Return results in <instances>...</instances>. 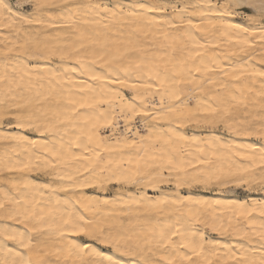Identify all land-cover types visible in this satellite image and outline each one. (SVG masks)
<instances>
[{
  "label": "bare ground",
  "instance_id": "bare-ground-1",
  "mask_svg": "<svg viewBox=\"0 0 264 264\" xmlns=\"http://www.w3.org/2000/svg\"><path fill=\"white\" fill-rule=\"evenodd\" d=\"M8 3L0 264H264L262 0Z\"/></svg>",
  "mask_w": 264,
  "mask_h": 264
},
{
  "label": "rangeland",
  "instance_id": "rangeland-1",
  "mask_svg": "<svg viewBox=\"0 0 264 264\" xmlns=\"http://www.w3.org/2000/svg\"><path fill=\"white\" fill-rule=\"evenodd\" d=\"M13 1V0H12ZM125 95L127 96V97H129L130 96V94L129 93H127V92H125ZM139 121H138V119H136L135 120V124H136V126H138L139 124ZM3 124H5L4 126L6 127V126H9V124H10V122L9 121H5ZM193 128V126H189V127H187V131H191V129ZM217 129H215L217 132H219V133H224V131L222 130V127L221 126H218V127H216ZM105 133H107L108 132V130H106V131H104ZM194 186H196V187H194ZM163 188H170L171 186L169 185V184H167L166 186L165 185H163L162 186ZM197 187H199V188H197ZM196 188V189H195ZM113 189L115 190V188L114 187H111V189H110V191H109V193L110 192H113ZM192 189L194 190V191H198V192H201L202 191V189H201V187L199 186V185H193V187H192ZM256 189V190H255ZM255 191V192H253V191ZM262 190V191H261ZM205 193H207V194H214L215 193V190L214 189H209V191L208 190H206L205 191ZM238 193V194H237ZM247 193V194H246ZM255 193V194H254ZM236 194L237 195H239V196H245V195H248V194H251V195H263L264 194V191H263V189H261V188H253V189H251V190H247V191H244V190H238V191H236Z\"/></svg>",
  "mask_w": 264,
  "mask_h": 264
},
{
  "label": "snow or ice",
  "instance_id": "snow-or-ice-1",
  "mask_svg": "<svg viewBox=\"0 0 264 264\" xmlns=\"http://www.w3.org/2000/svg\"><path fill=\"white\" fill-rule=\"evenodd\" d=\"M236 4L238 6H243V0H236ZM18 7L20 5H17ZM11 5L8 3V0H0V9H8L9 11H11ZM249 7H252V6H249ZM245 11H247V8H245ZM261 11L264 12V0H262V3H261ZM229 15H234L236 13H228ZM31 22V21H30ZM122 83V81H120ZM20 126H23V125H20ZM32 143H36L35 141H32ZM0 207H2V205H0ZM19 235H23V234H19ZM6 239H16V236L15 235H11V236H6ZM117 250L119 251L120 249L117 248ZM129 255H131V253H129ZM109 264H138V261H136L135 259L133 260H129V261H121V260H116V261H113L111 258H109Z\"/></svg>",
  "mask_w": 264,
  "mask_h": 264
}]
</instances>
